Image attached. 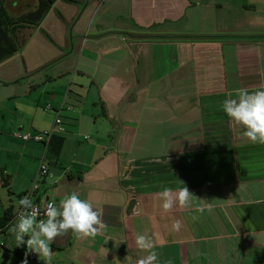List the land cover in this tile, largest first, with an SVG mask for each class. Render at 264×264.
Masks as SVG:
<instances>
[{
  "label": "crops",
  "instance_id": "obj_1",
  "mask_svg": "<svg viewBox=\"0 0 264 264\" xmlns=\"http://www.w3.org/2000/svg\"><path fill=\"white\" fill-rule=\"evenodd\" d=\"M55 10L63 17L49 18ZM47 14L38 26L50 22L58 57L43 63L72 54L76 64L30 81L7 140L15 161L40 162L44 143L24 135L58 128L60 111L65 139L32 200L43 208L74 190L103 222L94 238L57 236L52 264H129L148 254L138 233L160 264H264V144L222 108L235 89L264 87V0H55ZM3 167L14 194L32 191ZM185 185L191 205L163 210V188Z\"/></svg>",
  "mask_w": 264,
  "mask_h": 264
},
{
  "label": "clouds",
  "instance_id": "obj_2",
  "mask_svg": "<svg viewBox=\"0 0 264 264\" xmlns=\"http://www.w3.org/2000/svg\"><path fill=\"white\" fill-rule=\"evenodd\" d=\"M222 108L231 121L241 126L243 135L252 143L264 144V87L254 91L237 88L234 94L229 93V98L223 101ZM192 195L186 185L180 187L175 196L171 188L165 187L159 193L162 201L160 206L165 211L172 209L174 205L189 207ZM31 197V191L19 197L17 206L13 208L14 219L8 229L14 236V245L24 249L21 264H29L28 257L33 254L44 264H52L51 245L57 236L67 234L71 230L77 237L94 238L103 227L101 212L77 191L66 193L58 203L42 200V214L39 205L34 203ZM133 211L139 215V209L134 208ZM197 211L203 212V208L200 207ZM180 227L181 221H174L173 228L178 231ZM135 241L137 247L147 250L148 254L137 261H130L129 264H160L158 255L153 250L154 243L148 236L138 233ZM167 264H171V261Z\"/></svg>",
  "mask_w": 264,
  "mask_h": 264
},
{
  "label": "rangeland",
  "instance_id": "obj_3",
  "mask_svg": "<svg viewBox=\"0 0 264 264\" xmlns=\"http://www.w3.org/2000/svg\"><path fill=\"white\" fill-rule=\"evenodd\" d=\"M6 6L9 11L13 15L21 14L28 9H33L38 2L36 0H4ZM48 15V14H47ZM59 15V17H63L62 13L58 14V11L55 10L52 12L49 18H54V16ZM46 24V23H45ZM83 24V23H82ZM47 26L40 25L35 28L25 30L23 35V46L19 52H17L12 57L2 61L0 63V167H3L5 164L8 165L9 171L11 169H16L19 172L20 177L24 179L20 182L21 187H27L29 190L33 189L34 178L29 180L28 173L32 172L33 165L37 164L36 174L39 171V167L41 161L38 162L33 159L30 155L24 157L23 163H19V161H15V153L10 151L16 146L10 144L7 140L10 136L9 133L13 134L16 131L15 123L13 121L12 113L15 111V107L19 104H25L26 101L29 102L28 93L31 82L41 78L44 74L42 72L46 71H58L59 69L72 66L74 67L76 62L72 54H68L65 57L59 58H51L48 62L43 63L42 60L49 59L50 57H58L56 55V50L53 45L54 42L59 39L55 36L47 35L46 29L50 34V22L47 21ZM60 30V35H64V29L57 26ZM67 33V32H65ZM51 37V38H50ZM63 39V37H62ZM65 42V39H63ZM57 43V42H56ZM60 56V55H59ZM43 63V64H41ZM46 65V68L43 70H38ZM35 70H30V69ZM29 69V72H26ZM38 70V71H37ZM35 71H37L35 73ZM34 72V73H32ZM31 74V76L29 75ZM30 77H29V76ZM21 92V95L18 98L13 97V91ZM26 105V104H25ZM46 107V102L44 101L39 105V108L42 109ZM29 108V107H28ZM30 109V108H29ZM52 112V110H47V112ZM34 133V131H31ZM44 132V131H39ZM38 133V131H37ZM33 140V141H32ZM32 142H41L35 139H29ZM28 142V141H27ZM42 147V142L37 143ZM9 147V148H8ZM8 171V172H9ZM14 173V172H10ZM48 175V174H47ZM41 185V182H40ZM14 186V185H13ZM15 182V189L20 187ZM11 190H13L12 184L10 185ZM23 191V190H22ZM20 190H16V193H10L7 187L0 185V215L4 213V210L11 204V199L17 201L18 193ZM17 197V198H16ZM9 243H10V251H5L4 249L0 250V264H21V261L24 259V249L21 247H16L14 245V236L11 232H9ZM20 249V250H18ZM57 254H61L57 252ZM31 255L29 258L31 259Z\"/></svg>",
  "mask_w": 264,
  "mask_h": 264
},
{
  "label": "trees",
  "instance_id": "obj_4",
  "mask_svg": "<svg viewBox=\"0 0 264 264\" xmlns=\"http://www.w3.org/2000/svg\"><path fill=\"white\" fill-rule=\"evenodd\" d=\"M55 0H38L37 5L33 9H28L18 15H13L10 13L8 7L5 4L4 0H0V63L13 55L19 52L23 46V35L22 33L31 28H35L38 26L41 21L45 18L49 10L52 8ZM51 106H48L50 109ZM62 120V115L60 111H58ZM57 114V113H56ZM63 126V120L61 121ZM63 130L54 132L51 135L48 143L45 142V159H56L58 153L61 150V146L65 139L61 134L66 131L63 126ZM0 177L3 181L4 187L9 189V192L12 194L11 190V175L5 172L4 167H0ZM38 176V181H39ZM44 177V176H43ZM39 187V185H38ZM38 188L33 192V197L35 196ZM26 192L23 191L19 193L17 196H23ZM32 193V191H31ZM14 205L10 204L4 211L2 215H0V250L4 249L5 251H10V243H9V226L10 223L14 219L13 212ZM20 250V249H18Z\"/></svg>",
  "mask_w": 264,
  "mask_h": 264
},
{
  "label": "built area",
  "instance_id": "obj_5",
  "mask_svg": "<svg viewBox=\"0 0 264 264\" xmlns=\"http://www.w3.org/2000/svg\"><path fill=\"white\" fill-rule=\"evenodd\" d=\"M61 121L62 120H61L60 114H59V112H57L55 122H56V124L59 125L58 128H53L51 130H47V131H44V132L28 133V134L24 135V137L26 139L32 138V139H35L37 141L45 142L47 144L49 139L51 138V135L54 132H57V131H60V130L64 129L63 126L61 125ZM49 172H50V169H49V165L47 163V159H45V157H43L42 160H41L39 171L37 173V178H38V176H40V177L46 176L47 174H49ZM37 178L34 180V185H33V189H32V197H33V192L38 188V185H39V181H38ZM33 202L36 203L37 205H39L37 202H35V201H33ZM39 211L42 214L43 211H44V207L42 208L39 205Z\"/></svg>",
  "mask_w": 264,
  "mask_h": 264
}]
</instances>
